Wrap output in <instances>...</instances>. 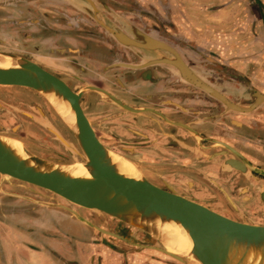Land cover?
Masks as SVG:
<instances>
[{"label":"water","instance_id":"obj_1","mask_svg":"<svg viewBox=\"0 0 264 264\" xmlns=\"http://www.w3.org/2000/svg\"><path fill=\"white\" fill-rule=\"evenodd\" d=\"M59 1L87 16L116 44L136 53L142 62L135 69L165 67L184 85L193 87L220 103L226 114H248L264 104V93L257 90L252 100L243 90L233 94L240 99L239 102L231 101L226 94L207 81L200 71L191 68L174 48L148 35L127 19L118 17L108 6L97 0ZM107 14L115 21L109 19ZM2 54L13 59L16 65L11 68L0 67V86L27 88L42 96L54 95L69 103L76 118V129L65 125L75 140L72 142L67 140L43 113L40 112L41 118L27 114L35 123L55 136V140L60 142L72 157L70 162L46 160L27 149L24 153L28 159H23L5 145L1 140L4 137L0 136V195L35 205L32 209H9L6 213H24L37 208L61 210L102 236L123 240L127 245L136 247L138 254L151 251L162 255L169 260L165 261L169 264H264V225L247 222L243 218L240 221L233 220L179 195L169 187L161 188L151 182L136 163L141 170L138 178L122 174L113 163L115 154L97 138L80 100L83 93L94 91L111 98L117 106L132 113L138 114L139 110L124 105L93 85L75 93L62 79L38 61L16 54ZM189 133L193 134L191 131ZM75 161L83 163L90 177H73L64 172L62 166ZM227 166L233 167L234 172L249 173V170L240 164L229 162ZM249 167L255 169L252 165ZM14 182L43 190L68 205L57 201L36 200L3 190L4 183L12 185ZM212 184L219 187L213 182ZM262 196L264 201V193ZM228 200L231 203L229 198ZM71 206L89 211L104 226L115 220L138 231L145 244L140 239L126 238L103 229ZM104 217L109 221H104ZM157 221L175 223L184 229L192 243L188 256H179L166 250L154 234ZM102 242L115 251L128 253L109 244L105 239H102ZM152 259L158 260L157 257Z\"/></svg>","mask_w":264,"mask_h":264},{"label":"crops","instance_id":"obj_2","mask_svg":"<svg viewBox=\"0 0 264 264\" xmlns=\"http://www.w3.org/2000/svg\"><path fill=\"white\" fill-rule=\"evenodd\" d=\"M97 1L104 4L99 0ZM117 1L123 4L124 8L120 10L123 13L106 4L104 5L108 6L118 17L127 19L138 28L140 27L136 23L123 14L131 15L135 13L134 11H139L138 14H144L149 20L156 18L157 27L164 30L167 36H178L181 38L183 45L191 46L199 51L201 58H205L208 64L212 65L213 70L205 69L201 63L197 64L198 70L207 81L226 94L231 101L236 100V102H239L240 99L233 94L243 90H245L244 94H247L251 100L255 90L264 93V0ZM60 2L66 4L63 1ZM40 11L42 15L43 12L47 13L48 18L50 17L49 19L53 21L50 24L53 28L70 31V36L75 34L87 35L89 25H95L101 29L98 35L108 36L102 28L76 10L74 11L85 17L82 21L75 18V12L72 11L62 12L61 16L44 9ZM26 15L29 14L13 4L0 6V16H2L0 17V39L12 37V40H15L19 38L21 32L15 26L8 30L7 25L1 27V24L15 22L26 17ZM107 16L115 21L110 15L107 14ZM58 21L68 25H60L56 23ZM149 25H152L151 22ZM16 46L21 45L16 44ZM201 58L198 57L197 61L202 62ZM50 63L54 65L53 61H50ZM141 87H145V85L140 84L132 89L138 90ZM186 91V89H182L181 93H186ZM193 93H196L197 100L194 102L186 100L180 105L182 111L186 106H192L193 109L189 113L191 116L185 117V120L182 121L183 123H189L185 125L178 124L181 127L178 132L173 131L174 133L169 134L167 131L168 134L164 133L167 126L159 121L142 122V124L148 125V132L145 133H147L149 139L152 140L154 136H161L160 144L164 149L161 148L162 150H159V153L163 156L164 161L162 164L165 168H169V166L176 168H184L186 165L191 166L195 171V177L200 178L197 175L200 172L214 175V173H211L212 170L209 171L207 168L200 166L208 160H215L217 156L222 154L226 155L222 156L224 160H241L246 167L250 165L249 160L255 163L263 162L264 104L256 111L248 114H226V111L223 112L222 109L212 111L213 108L210 110L208 107H212L214 103L203 99L205 98L204 93L195 88H193ZM190 124L193 125L192 128H189ZM219 129L222 132L225 131L222 133L221 136L223 137L221 139H224L227 143L223 146L227 147L228 151L219 150L218 148ZM161 130L164 131L161 132ZM189 131L193 132V135L197 138L196 142L185 140L186 133L189 134ZM205 140H214L217 142V146L212 145L210 148H206L202 142ZM254 168L255 171L264 175V170ZM233 169V167L227 166L226 171L228 173L234 172ZM181 172H184V170L182 169ZM243 174L249 178L251 172ZM207 180L217 184L211 178H207ZM260 182L263 187L258 190L263 198L264 181ZM246 189V192L243 190L244 195H247L248 191L253 188L247 186ZM223 192L224 197L231 200L227 193ZM5 197L9 198L10 201V203L4 204L0 202V249L6 258L5 264H9L8 260L10 258L16 264H165L157 262L151 256L144 259L146 254H138L136 247L127 245L123 240L107 236L113 244L117 242L128 246V254L115 252L102 242L105 236L61 210L37 208L24 213H6V210L9 209H32L35 205L21 207L15 204L19 199L10 196ZM205 197L202 194L196 196L198 200L205 199ZM209 197L211 196L208 195L206 198L210 199ZM77 211L86 219L101 226L97 218L89 211L83 209ZM124 232L115 233L126 238L139 239L138 235L137 237L126 236Z\"/></svg>","mask_w":264,"mask_h":264},{"label":"flooded vegetation","instance_id":"obj_3","mask_svg":"<svg viewBox=\"0 0 264 264\" xmlns=\"http://www.w3.org/2000/svg\"><path fill=\"white\" fill-rule=\"evenodd\" d=\"M99 1L123 13L120 11L124 8L123 4L117 0ZM11 4L15 7L22 8L23 12L29 14L20 20L13 21L12 24L21 32L20 37H24L29 41L31 47L30 51L32 50V57L30 59L38 61L44 68L62 79L75 93L87 89L88 85H93L124 105L139 110L140 113L138 114L132 113L123 107L117 106L112 102L111 98L94 91H87L82 94L80 100L82 108L95 130L97 138L105 147L132 161L134 160L141 166L142 170L145 171L149 180L161 188L167 189L169 187L179 195L209 207L233 220L240 221L241 218H243L247 222L264 225V203L258 190L263 187L260 182L264 181L263 174L258 173L250 167H246L241 160H224L222 156L226 155L223 154L216 157V159L219 160H208V162L200 166L202 168H207L209 171L212 170L211 173H214L213 176L203 172H196L200 177L196 178L193 168L187 165L184 167L186 169L176 168L174 166L165 168L162 164L164 161L163 156L159 153V150L163 148L160 144L161 136H154L151 140L147 133H145L146 131L148 132L149 128L148 125H144L142 122L149 120L159 121L167 126L165 131L161 130V132L164 131V133L167 134L173 131L178 132L179 128H181L178 124H188L189 122L183 123L182 121L185 120V117L191 116L189 113L190 111L192 112L193 108L192 106H186L184 107V111H182L180 105L186 100L190 102L197 100V95L193 93V88L185 86L165 67L135 69L142 62L141 58L133 51L116 44L109 36L98 35L101 29L95 25H89V31L86 32L87 35L75 34L70 36V31H65L61 28H53L50 25L53 21L49 19L50 17L48 18L47 13H43L42 15L39 10V4L43 6L42 9L45 11L55 12L59 16H61L60 14L62 12H75L71 7L62 4L60 1L1 0L0 6ZM134 12L135 13L131 15H123L131 19V21L136 23L152 37L174 48L183 56L191 68L198 70L197 66L201 63L205 69L209 68V70H213L212 65L208 64L205 58H201V53L199 51L191 46L183 45L181 38L178 36H167L164 30L157 27L158 23L155 20L156 18L149 20L144 14H138L139 11ZM75 18L82 21L85 17L75 12ZM47 19H49V21H47ZM27 21H30V23H25ZM149 21L152 25H149ZM22 23L25 24L23 25ZM56 23L64 26L68 25L60 21ZM8 24L9 23H2L1 27ZM70 55L83 59L86 63L84 65L72 63L69 68L73 71H69L66 68H61L56 65L52 66V64L50 65L48 63L45 65L42 61V59H46L45 61H47L59 56L66 58ZM198 57L201 58L202 62H199L200 60L197 61ZM98 64H101V66L99 67ZM140 84H144L145 87H141L138 90L132 89ZM18 89L22 90L21 94L23 95L32 93V96L39 97L46 104L47 111L54 122L57 125H61L65 130L67 129L40 94L30 89ZM182 89H186V93H181ZM16 95V92L14 94L12 92H7L3 95V98L8 102L15 101V103L20 106V111L21 109L22 111H27L28 106L24 105ZM203 99H207L214 103L212 107H208L210 110L214 108L212 111L218 109H222L223 112L225 111L220 103L210 99L208 96L205 95ZM234 101L236 103V100ZM0 110L3 112L6 119H14L15 124V126L12 127H7L6 125L0 127V135L21 140L29 151L40 158L46 160L50 158L70 160V157L59 150L51 139L44 138L40 132L47 134V137L51 135L26 121V116H21L12 111L10 105L5 102H0ZM91 114L94 116L91 117ZM108 124L111 125L108 126ZM190 127L192 128L193 125L190 124L189 128ZM24 129L31 134V136L33 135V140H31L29 135H20ZM218 132L220 133L218 135L220 139L217 141L219 142V144H217L219 150L228 151L227 147L223 146L227 143L224 139H221L223 137L221 135L225 131L222 132V130L219 129ZM186 134L187 137L185 140L189 142L197 141V138L193 134ZM202 142L206 148H210L212 145L217 146V142L214 140H205ZM136 160H143L144 162L158 160V166L151 167V165L148 164L149 167H146L143 163ZM229 162L235 165H243L247 171L249 170V173L251 172L250 177L248 178L243 173L236 171L228 173L226 170L227 163ZM249 164L264 170V160L261 163H255L249 160ZM182 169L184 172H181ZM207 178H211V180L217 182L220 188L214 186ZM247 186L253 189H250L247 195H244L243 190H247ZM223 191L231 198V203L224 197ZM18 192L22 191L19 190ZM201 194L206 197L210 195L211 197H209L210 199L205 197V199L198 200L196 196ZM124 234L126 236L131 235L137 237V233L132 230L125 231ZM139 239L142 243H145L140 236Z\"/></svg>","mask_w":264,"mask_h":264},{"label":"rangeland","instance_id":"obj_4","mask_svg":"<svg viewBox=\"0 0 264 264\" xmlns=\"http://www.w3.org/2000/svg\"><path fill=\"white\" fill-rule=\"evenodd\" d=\"M42 5L40 6L39 4V10L42 9ZM44 13V12H43ZM25 23H30V21H27ZM25 23H22L23 25ZM32 23V22H31ZM14 27V25L12 24V22H10L8 25H7V29H12ZM26 29V28H24ZM72 41V40H71ZM16 44H19L21 46H16ZM31 47H30V43L29 41L24 38V37H19V38H16L15 40H12V37H9L7 39H0V51L2 52H8V53H11V54H16V55H20V56H23L28 59H30L32 57L31 55V51H30ZM36 59H39V58H36ZM32 60V59H31ZM40 60V59H39ZM46 59H42V61L44 62L43 64L46 65V63L48 64H52L50 63V61H53L54 62V65L58 66V67H62V68H66L67 70L69 71H73L71 68H69L70 65H72V63H79L81 65H84L86 63L85 60L83 59H79V58H76V56H68L66 58H62L61 56L57 57V58H53V60H47L45 61ZM53 66V64H52ZM98 66L100 67L101 64H98ZM75 72V71H74ZM18 88H21V87H17V88H10V87H2L0 86V102H5L7 103L8 105H10V108L12 111L16 112L17 114L21 115V116H26L25 120L34 124L35 126L43 129L44 131H46L49 135H51L50 137H47V134L45 133H42L40 132V134H42V136L44 138H49L51 139V141L58 147L59 150L63 151L65 154H67L69 157H70V160H62V161H66V162H70L72 161V157L65 151V149L62 147V145L60 144V142H58L57 140H55V136L50 133L48 130H46L44 127H42L41 125L35 123L31 117H29L27 114L29 115H32V116H35V117H40L41 118V115H40V112L43 113V115L49 120L51 121V123L54 124V126L61 132V134L67 139V140H70L72 142H75L72 134L70 133V131L68 129H64L61 125H57L54 120L50 117L48 111H47V106L46 104L39 98V97H35V96H32V93H29L27 95H23L21 94L22 90L21 89H18ZM23 89V88H22ZM24 89H27V88H24ZM7 92H12L13 94L16 92L17 93V97L18 99H20V101L28 106V110H23L21 109L20 111V106L17 105V103H15V101H6L4 98H3V95ZM46 101V100H45ZM57 116V115H56ZM94 115L91 114V117H93ZM58 117V116H57ZM3 125H6L7 127H12V126H15L14 124V119H6V117L4 116L3 112L0 110V127H2ZM65 125V124H64ZM111 125V124H108V126ZM67 128V127H66ZM18 131V130H17ZM21 136H25V135H29L31 140H33L31 136V134H29L28 132H26V130L24 129L21 133H20ZM44 159V158H43ZM50 159H56V158H50ZM50 159H47V160H50ZM57 160H60V159H57ZM140 163H143L146 167H149V165H151V167H155V166H158V160H149V161H146L144 162L143 160H136ZM133 162H135L133 160ZM151 162V163H149ZM136 163V162H135ZM71 164H74V163H71ZM137 164V163H136ZM149 164V165H148ZM138 165V164H137ZM139 166V165H138ZM140 169L142 170L141 166H139ZM143 171V170H142ZM144 174L146 175V177L149 179V177L147 176V174L145 173V171H143ZM179 177V175H178ZM3 190L6 191V192H10V193H17V194H21V195H24V196H28V197H31L33 199H36V200H44V201H57V202H60L62 204H65V205H68L65 201L61 200V199H58L56 198L54 195L52 194H49V193H46L45 191L43 190H40V189H37V188H34V187H30V186H24L22 185L21 183H18V182H14L12 185L8 184V183H4L3 186H2ZM22 191V192H18V191ZM4 198V199H3ZM6 201V202H5ZM0 202H2L3 204L4 203H10L9 201V198L7 199L3 194L0 195ZM1 204V203H0ZM15 204H17L18 206H21V207H30V206H34V204L32 203H28L27 201L25 200H17L15 202ZM73 209H79L75 206H71ZM96 218V217H95ZM104 221L108 222L109 219L107 217H104L102 218ZM98 220V219H97ZM99 221V220H98ZM111 222V223H110ZM100 223V221H99ZM101 224V223H100ZM113 225H117L116 227H110V226H113ZM101 227L109 232H124V231H130V230H133L131 228H128L126 227L124 224H121L120 222L118 221H115V220H111L109 221V225L108 226H104V224L102 225L101 224ZM134 232L137 233V235H139L141 237V234L138 232V231H135L133 230ZM111 237V236H109ZM107 236L103 237V239L106 240ZM143 239V238H142ZM108 240V241H107ZM107 242L111 245H114L116 247H118L119 249L121 250H126L128 253H129V250H128V246H125V244H122V243H111L109 241V239L107 238ZM110 240L114 241V239L110 238ZM124 248H127V249H124ZM115 252H118V251H115ZM118 253H121L123 254L122 252H118ZM127 253V254H128ZM143 254H146L144 256V259L147 257V256H151L152 257H157L158 260H156L157 262H163L165 264H169V260H167L166 257L162 256V255H159L157 253H154V252H151V251H144ZM165 261H168V262H165ZM0 262L2 263H6V258L4 256V253L1 251L0 249ZM8 263L9 264H16L15 262H13V260H11V258L8 260Z\"/></svg>","mask_w":264,"mask_h":264},{"label":"bare ground","instance_id":"obj_5","mask_svg":"<svg viewBox=\"0 0 264 264\" xmlns=\"http://www.w3.org/2000/svg\"><path fill=\"white\" fill-rule=\"evenodd\" d=\"M11 54L8 52L0 51V67L1 68H11L15 66V61L10 57L3 55ZM42 96V95H41ZM49 106L53 109L57 116H60V120L63 124H67L69 127L76 129V118L73 109L67 101L58 99L54 95L42 96ZM59 114V115H58ZM1 140L7 145L17 156L28 159L27 155L24 153L25 149L29 150L25 144L16 138L0 135ZM112 151V150H111ZM31 152V151H30ZM113 163L117 166L118 170L129 177L138 178L141 174V170L137 167L135 162L128 160L126 157L112 151ZM32 153V152H31ZM74 164L63 165L62 168L65 173L73 177H90L88 170L85 168L83 163L79 161L73 162ZM154 229V234L158 236L162 244L165 246L166 250L170 253L188 256L191 252L192 243L187 233L179 225L175 223H165L157 221Z\"/></svg>","mask_w":264,"mask_h":264}]
</instances>
